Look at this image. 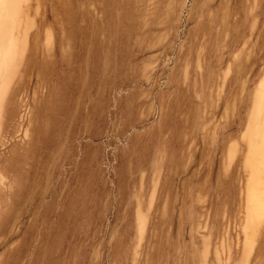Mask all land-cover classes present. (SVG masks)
Segmentation results:
<instances>
[{
  "label": "rangeland",
  "instance_id": "obj_1",
  "mask_svg": "<svg viewBox=\"0 0 264 264\" xmlns=\"http://www.w3.org/2000/svg\"><path fill=\"white\" fill-rule=\"evenodd\" d=\"M0 264H264V0H0Z\"/></svg>",
  "mask_w": 264,
  "mask_h": 264
}]
</instances>
